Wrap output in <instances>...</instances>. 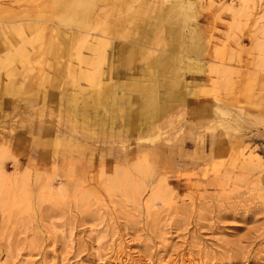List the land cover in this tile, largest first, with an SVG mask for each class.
<instances>
[{
	"label": "rangeland",
	"instance_id": "rangeland-1",
	"mask_svg": "<svg viewBox=\"0 0 264 264\" xmlns=\"http://www.w3.org/2000/svg\"><path fill=\"white\" fill-rule=\"evenodd\" d=\"M0 166V264H264V0H0Z\"/></svg>",
	"mask_w": 264,
	"mask_h": 264
},
{
	"label": "bare ground",
	"instance_id": "bare-ground-1",
	"mask_svg": "<svg viewBox=\"0 0 264 264\" xmlns=\"http://www.w3.org/2000/svg\"><path fill=\"white\" fill-rule=\"evenodd\" d=\"M120 50L117 51V56L119 57V59L122 58V56L120 55ZM122 60V59H121ZM124 60L125 62L129 61V56L125 55L124 56ZM124 62V63H125ZM174 70L176 71V68H174ZM173 72V70H171V73ZM178 72V71H177ZM176 72V75L174 78L171 77L170 82L168 83V85H170L174 90L177 88L176 86H180L181 84V79L178 76V73ZM175 73V72H174ZM15 74L12 73L10 79H8V81L5 83L4 88L7 90H12L14 88V78ZM137 83V82H136ZM19 85V84H18ZM137 88L136 90H144L146 88H149V86L147 87L146 85H142L141 83L136 85ZM158 93L156 91V89L153 88V92L151 93V95L147 98V106H139L136 110L137 113H135L136 115H142L145 116V118H151L154 115V112L157 109L158 106ZM1 167V166H0ZM26 173V172H25ZM21 174V173H20ZM17 175V174H16ZM29 176V175H28ZM29 179V178H28ZM18 180V179H17ZM125 180V178H124ZM20 181V179H19ZM22 181V180H21ZM123 190L125 192V194L130 195L132 198L136 199V200H140L141 195L143 194L145 188L144 186L141 185H136L137 183L134 184H130L129 182H125L123 181ZM7 180L4 178V174L2 172V169L0 168V205L2 208L3 212H6L7 208H9V206L7 205V202L10 200L11 204L8 202V204H10V208L15 206V205H20L23 201V197L20 195V191L16 186H18L20 183H16L17 185L15 186L14 183L11 184V186L9 187L7 184ZM10 184V183H9ZM21 186V185H19ZM18 186V187H19ZM27 186V185H26ZM25 186V187H26ZM22 187V186H21ZM24 187V186H23ZM24 189V188H21ZM19 190V192H18ZM25 191V189H24ZM22 194V193H21ZM6 195H10L7 196ZM154 196H156V193L154 194ZM153 196V197H154ZM25 200V199H24ZM7 206V208H6ZM9 208V209H10ZM10 213V212H9Z\"/></svg>",
	"mask_w": 264,
	"mask_h": 264
},
{
	"label": "crops",
	"instance_id": "crops-1",
	"mask_svg": "<svg viewBox=\"0 0 264 264\" xmlns=\"http://www.w3.org/2000/svg\"><path fill=\"white\" fill-rule=\"evenodd\" d=\"M88 115L90 116V121H91L92 124H95L96 123L95 121H98V119H100L102 121V120H105L106 116H108V117L112 116V114H110V112H106L105 110L104 111H100L99 113H96L93 110H91L88 113ZM109 119H112V118H109ZM99 125H103V124H99Z\"/></svg>",
	"mask_w": 264,
	"mask_h": 264
}]
</instances>
